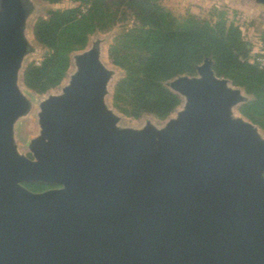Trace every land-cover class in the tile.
Segmentation results:
<instances>
[{
  "label": "water",
  "instance_id": "95a60500",
  "mask_svg": "<svg viewBox=\"0 0 264 264\" xmlns=\"http://www.w3.org/2000/svg\"><path fill=\"white\" fill-rule=\"evenodd\" d=\"M34 7L0 0V264H264V136L237 112L251 96L210 57L165 82L182 98L175 116L124 127L95 40L40 101L31 156L19 150Z\"/></svg>",
  "mask_w": 264,
  "mask_h": 264
},
{
  "label": "trees",
  "instance_id": "16d2710c",
  "mask_svg": "<svg viewBox=\"0 0 264 264\" xmlns=\"http://www.w3.org/2000/svg\"><path fill=\"white\" fill-rule=\"evenodd\" d=\"M58 3L61 0H47ZM88 5L52 9L33 26L37 42L46 50L41 62L28 64L23 82L31 91L44 94L59 86L71 65V54L84 49L89 36L109 29L117 15L133 18L110 46L112 62L124 70L115 85L114 105L123 114H152L166 119L182 103L165 82L175 76L196 73L206 57L214 61L218 76L242 87L251 99L239 111L264 128V67L252 59L241 29L223 19L212 24L193 20L178 25L159 0H73ZM34 184L27 183L32 187Z\"/></svg>",
  "mask_w": 264,
  "mask_h": 264
},
{
  "label": "rangeland",
  "instance_id": "374dc122",
  "mask_svg": "<svg viewBox=\"0 0 264 264\" xmlns=\"http://www.w3.org/2000/svg\"><path fill=\"white\" fill-rule=\"evenodd\" d=\"M34 11L31 14L27 28L26 36L30 43L34 46L35 50L29 53L24 60L23 69L30 63L34 62L39 64L44 56V49L36 40L33 26L35 21L40 17L47 16L48 12L52 9H64L81 5L80 2L73 0H61L58 3H50L47 0H33ZM161 6H163L168 12H170L177 24L182 26L190 21H208L215 24L217 21L223 19L227 24H234L238 26L245 39L252 49L251 54L254 55L258 52H264V8L262 5L255 3L251 0H159ZM88 5H81V9L85 11ZM116 23H114L109 29L104 31H98L89 36L86 48H88L95 40H100L102 49V58L105 64L114 70V76L109 85V93L106 97V101L110 107H112L120 116V125L124 127L140 128L146 124L147 121H152L157 126H162L165 123V119H160L152 114H145L141 117H130L120 112L114 105V89L119 79L124 75V70L115 65L110 56V46L116 42L118 36L122 32V28L127 25H132L134 20L129 16L117 15ZM78 50L71 54V65L68 73L63 82L44 94H38L31 91L25 86L20 79L21 88L28 93L34 99V105L31 111L21 118L15 130V138L19 146V150L22 153L30 155L29 143L31 139L39 134L38 124V112L39 103L42 99L46 98L49 94L60 93L62 87L68 82L71 73L75 70V64L73 55L82 51ZM22 75V73H21ZM239 112V109L238 111ZM176 113L173 112L172 116ZM260 127V131L264 136V128Z\"/></svg>",
  "mask_w": 264,
  "mask_h": 264
},
{
  "label": "flooded vegetation",
  "instance_id": "af4514ba",
  "mask_svg": "<svg viewBox=\"0 0 264 264\" xmlns=\"http://www.w3.org/2000/svg\"><path fill=\"white\" fill-rule=\"evenodd\" d=\"M31 156V155H29ZM27 183H32L34 184L32 187L27 186ZM25 186H27L30 190L34 192H43L48 189H53L57 187H61V185L58 184H49V183H44V182H25Z\"/></svg>",
  "mask_w": 264,
  "mask_h": 264
},
{
  "label": "built area",
  "instance_id": "2783aa9c",
  "mask_svg": "<svg viewBox=\"0 0 264 264\" xmlns=\"http://www.w3.org/2000/svg\"><path fill=\"white\" fill-rule=\"evenodd\" d=\"M254 60H256L260 64V67H264V56H258L257 58L252 59V62Z\"/></svg>",
  "mask_w": 264,
  "mask_h": 264
}]
</instances>
